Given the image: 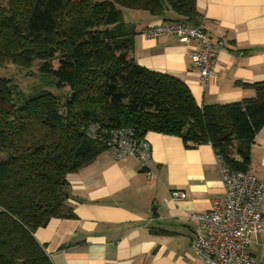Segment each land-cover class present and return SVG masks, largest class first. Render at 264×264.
Masks as SVG:
<instances>
[{
  "label": "trees",
  "instance_id": "trees-1",
  "mask_svg": "<svg viewBox=\"0 0 264 264\" xmlns=\"http://www.w3.org/2000/svg\"><path fill=\"white\" fill-rule=\"evenodd\" d=\"M136 12L206 34L196 0H0V52L41 75L28 93L0 77V264H53L35 231L73 216L67 175L121 140L176 135L248 170L264 81L243 84L253 97L199 105L183 81L136 62L134 37L160 24L139 29Z\"/></svg>",
  "mask_w": 264,
  "mask_h": 264
},
{
  "label": "crops",
  "instance_id": "crops-1",
  "mask_svg": "<svg viewBox=\"0 0 264 264\" xmlns=\"http://www.w3.org/2000/svg\"><path fill=\"white\" fill-rule=\"evenodd\" d=\"M196 9L217 49L213 78L202 81L191 63L194 41L174 35L136 34V62L183 81L199 105L253 97L243 84L264 81V0H196ZM136 21L141 29L163 19L136 12ZM145 139L146 165L102 152L67 175L73 216L51 218L34 233L53 264H205L190 247L196 223L187 216L208 211L223 194L216 153L207 143L186 147L176 135L148 132ZM248 170L264 182V124L250 146ZM173 191L184 197L174 199Z\"/></svg>",
  "mask_w": 264,
  "mask_h": 264
},
{
  "label": "built area",
  "instance_id": "built-area-1",
  "mask_svg": "<svg viewBox=\"0 0 264 264\" xmlns=\"http://www.w3.org/2000/svg\"><path fill=\"white\" fill-rule=\"evenodd\" d=\"M142 34L193 40L188 55L200 78L207 82L215 75L217 49L200 27L181 22L160 23L146 28ZM109 153L116 159L135 157L141 165H146L150 145L146 140L137 145L121 140L118 148L110 149ZM216 158L224 191L211 200L208 211L187 216V220L196 223L190 247L205 264H264V213L260 210L264 182L249 170L230 169L217 154ZM172 197L180 199L184 194L173 191ZM259 234L262 239L257 241L255 237ZM257 245L259 249L255 252Z\"/></svg>",
  "mask_w": 264,
  "mask_h": 264
},
{
  "label": "rangeland",
  "instance_id": "rangeland-1",
  "mask_svg": "<svg viewBox=\"0 0 264 264\" xmlns=\"http://www.w3.org/2000/svg\"><path fill=\"white\" fill-rule=\"evenodd\" d=\"M127 14L128 10H125V15L127 16ZM134 46L136 48V39ZM0 77L11 79V81L15 82L21 90L27 93L31 91L32 87L39 86V81L41 79L37 62L30 68L25 69L11 62L10 59L2 54V52H0ZM49 89L55 95L68 93V87H64L60 90L53 87H49Z\"/></svg>",
  "mask_w": 264,
  "mask_h": 264
}]
</instances>
